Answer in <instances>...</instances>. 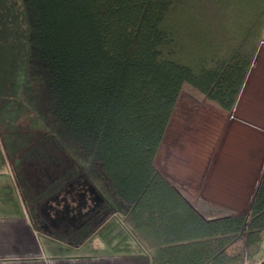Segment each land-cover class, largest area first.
<instances>
[{"label": "trees", "instance_id": "1", "mask_svg": "<svg viewBox=\"0 0 264 264\" xmlns=\"http://www.w3.org/2000/svg\"><path fill=\"white\" fill-rule=\"evenodd\" d=\"M263 37L264 0H0V140L20 157L0 147V170L16 172L28 210L71 213L79 187L107 180L126 210L97 192L99 213L90 196L85 233L54 236L72 247L97 237L149 264L253 260L264 168L246 213L210 217L156 162L183 85L232 114ZM23 117L35 127L22 138Z\"/></svg>", "mask_w": 264, "mask_h": 264}, {"label": "crops", "instance_id": "2", "mask_svg": "<svg viewBox=\"0 0 264 264\" xmlns=\"http://www.w3.org/2000/svg\"><path fill=\"white\" fill-rule=\"evenodd\" d=\"M234 115L236 121L222 133L210 163L208 156L193 157L182 183L183 189L191 188L194 195L203 191L204 203L214 206L215 217L246 213L264 168V47L256 52ZM7 167L0 170V190L7 183L9 191L0 193V264H149L140 251L129 256L112 254L97 237L72 247L40 233ZM178 191L197 207L194 196L188 198Z\"/></svg>", "mask_w": 264, "mask_h": 264}, {"label": "rangeland", "instance_id": "3", "mask_svg": "<svg viewBox=\"0 0 264 264\" xmlns=\"http://www.w3.org/2000/svg\"><path fill=\"white\" fill-rule=\"evenodd\" d=\"M262 41L264 42V37ZM263 47L264 44L260 46L259 42L258 49ZM235 119L234 110L232 114L222 112L215 103L204 99L203 95L198 90L189 84H184L172 122L157 158L156 163L158 170L164 175H167L169 179L174 182L171 181V183L174 184L178 190L182 191L186 197L191 198L194 196L196 201L193 204H196L197 207L201 208L203 212H206L208 215L216 216L217 213L214 206L211 207L204 203L203 191L198 193L196 191L194 195V193L191 192V188L185 191L182 183L186 181L185 174L188 173L189 167L192 165L191 159L196 156H208L209 159L207 158V161H210L212 153L214 154L221 144L220 139L222 133L227 130L231 122L236 121ZM30 125L35 127V124L31 123L29 117L20 118L16 122L15 127H18V129H15L13 132H16V134L18 133V136L22 138L26 137L27 133L22 132V130H27L28 127H31ZM0 147L7 155V163H12L20 158L18 156L12 157L7 154L8 149L5 146V140H0ZM208 148V153H205ZM209 161L208 163H210ZM9 171L14 178V173L16 172L11 168ZM94 184L98 194L105 200L112 201L116 210L120 213L126 210L124 204L113 194L106 179L103 178L102 182L99 183L98 181H94ZM2 187L5 188L1 189L0 193L8 191V188L6 189L7 183H3ZM29 201L31 202L30 199ZM95 240L99 241L98 239ZM135 245L136 243H133L134 251L136 250ZM247 262L251 264H262L264 262V246L261 253L253 260H247Z\"/></svg>", "mask_w": 264, "mask_h": 264}, {"label": "flooded vegetation", "instance_id": "4", "mask_svg": "<svg viewBox=\"0 0 264 264\" xmlns=\"http://www.w3.org/2000/svg\"><path fill=\"white\" fill-rule=\"evenodd\" d=\"M76 196L77 201L80 204V208H78V210H71V213L69 209L51 210V208H47L44 205H42L39 209L38 207L30 205V209H26L29 212L30 218H32L33 216V219H35L36 221L35 224L33 223V226L36 227V229L40 233L48 235L54 239H56L54 236L71 239V237L74 236L72 235L74 234V232L77 233L80 232V230H83L81 227L85 224L81 223V220L84 218V216L90 214L93 211L91 208H89L90 206L88 204L90 196H92L95 202L100 201L99 197H97V191L91 188H87L86 186L79 187L77 189ZM97 203H95L94 208L96 209V207H100L98 212L100 211L99 213L103 214V201L100 202V204ZM33 207L38 208V213H34V211L32 210ZM77 224H80V226H78ZM83 233H85V230H83Z\"/></svg>", "mask_w": 264, "mask_h": 264}, {"label": "built area", "instance_id": "5", "mask_svg": "<svg viewBox=\"0 0 264 264\" xmlns=\"http://www.w3.org/2000/svg\"><path fill=\"white\" fill-rule=\"evenodd\" d=\"M264 42H260V46L263 45ZM244 264H251L250 262H247V261H244ZM256 264H259V263H256Z\"/></svg>", "mask_w": 264, "mask_h": 264}]
</instances>
